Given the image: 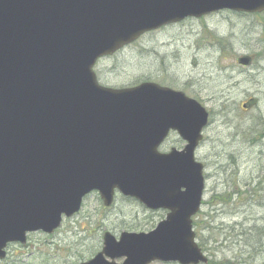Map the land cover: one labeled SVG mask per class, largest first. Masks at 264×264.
Returning a JSON list of instances; mask_svg holds the SVG:
<instances>
[{
    "label": "water",
    "instance_id": "water-1",
    "mask_svg": "<svg viewBox=\"0 0 264 264\" xmlns=\"http://www.w3.org/2000/svg\"><path fill=\"white\" fill-rule=\"evenodd\" d=\"M222 11L263 13L264 0H0V261L29 234L53 235L96 192L105 208L119 193L168 214L148 233L105 232L81 264H208L193 218L209 112L156 83L104 87L94 68L147 33ZM171 132L186 145L162 153Z\"/></svg>",
    "mask_w": 264,
    "mask_h": 264
},
{
    "label": "rangeland",
    "instance_id": "rangeland-1",
    "mask_svg": "<svg viewBox=\"0 0 264 264\" xmlns=\"http://www.w3.org/2000/svg\"><path fill=\"white\" fill-rule=\"evenodd\" d=\"M244 56L253 58L251 67L238 65ZM95 72L106 87L153 81L184 92L206 108L210 123L196 159L205 166L208 203L195 219L200 226L194 228L197 242L205 243L210 260L237 258L264 264V253L255 254L242 234L264 224L259 203L264 202V13L222 11L167 26L102 59ZM184 145L172 133L160 151L180 150ZM253 189L251 202L247 199ZM223 195L231 196L232 204L218 203ZM165 217L164 211H149L120 195L105 210L98 194L92 193L80 213L64 220L53 236L30 235L26 247H8L7 258L18 264L83 263L101 250L103 232L117 238L122 231L148 233ZM231 232L237 245L224 240Z\"/></svg>",
    "mask_w": 264,
    "mask_h": 264
},
{
    "label": "trees",
    "instance_id": "trees-1",
    "mask_svg": "<svg viewBox=\"0 0 264 264\" xmlns=\"http://www.w3.org/2000/svg\"><path fill=\"white\" fill-rule=\"evenodd\" d=\"M243 195H244L243 192L238 193V196L241 199H242ZM261 195L264 196V193H262ZM254 196L255 195H254V189H253V191L251 193L249 192L247 200L252 202ZM232 199L233 198L229 195H226V196L223 195V196H220L218 203L229 205V204H232ZM207 203L208 202L204 201L203 205H207ZM259 203L262 206V208H264V202H259ZM198 216L199 215H197L196 218ZM260 220L264 222L263 218ZM261 226L262 227H255L253 229H249V231H247V233H242L243 235L246 236V238H247L246 241H248V246H250L252 248V250L255 252V254L264 253V224ZM235 227H236V225H235ZM194 228H197L198 230L200 229L199 222L194 221ZM230 235H232V236H230ZM230 235L226 236L224 238V240L227 242L228 245L229 244L237 245L238 242H236V243L233 242V238H235L234 240H236L237 237L233 236L232 232L230 233ZM9 247H11V246H9ZM199 247L202 249L203 252H205V251L207 252V248H205L206 246H205L204 242H201L199 244ZM232 251H234V250H232ZM0 264H18V263L14 259L6 258ZM208 264H253V260L248 263L247 261L238 260L237 258L231 259V260L225 259L222 261H217L215 259H212L209 261Z\"/></svg>",
    "mask_w": 264,
    "mask_h": 264
},
{
    "label": "flooded vegetation",
    "instance_id": "flooded-vegetation-1",
    "mask_svg": "<svg viewBox=\"0 0 264 264\" xmlns=\"http://www.w3.org/2000/svg\"><path fill=\"white\" fill-rule=\"evenodd\" d=\"M172 133H170L169 134V136L167 137V139L164 141V143L161 145V147L167 142V140L169 139V137H170V135H171ZM172 149H174V148H171L170 150H172ZM169 152V151H168ZM164 153H167V152H164ZM167 214V213H166Z\"/></svg>",
    "mask_w": 264,
    "mask_h": 264
}]
</instances>
